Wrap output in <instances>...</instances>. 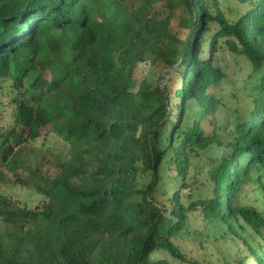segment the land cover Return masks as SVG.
I'll return each mask as SVG.
<instances>
[{"label": "trees", "instance_id": "16d2710c", "mask_svg": "<svg viewBox=\"0 0 264 264\" xmlns=\"http://www.w3.org/2000/svg\"><path fill=\"white\" fill-rule=\"evenodd\" d=\"M258 193L264 0H0V264H264Z\"/></svg>", "mask_w": 264, "mask_h": 264}, {"label": "rangeland", "instance_id": "374dc122", "mask_svg": "<svg viewBox=\"0 0 264 264\" xmlns=\"http://www.w3.org/2000/svg\"><path fill=\"white\" fill-rule=\"evenodd\" d=\"M227 61V57L224 58ZM233 65L230 67V74L233 75L237 68L245 67L243 63L238 61V65ZM234 68V69H233ZM156 78V74L147 68H142L136 75V82L139 83L141 80L145 79L149 82H154ZM177 84L168 83V88L170 91V96L172 98V106L175 108L176 106V96L174 91L176 90ZM228 91L232 92V88H228ZM226 93H229V92ZM43 140L42 138L38 139L33 145L38 147L39 143ZM46 146L53 150L61 149V144L59 140H57L53 136L46 137L44 140ZM198 186V185H196ZM4 191L10 196L12 200H14L18 204L26 203L27 207H32L34 203L40 201L38 196L31 194L29 191L22 189L18 186H9L4 189ZM250 202L254 207H258L260 210H264V196L261 194H250ZM255 200V201H254ZM189 226H192L190 228ZM190 228L187 234H182L180 239L176 241L182 251L190 260H196L203 263H208L211 260L224 259L226 261L232 262L235 257H238V250L241 249L238 244V248L233 243L223 242L222 239L218 238L215 240V235L210 233V231L203 230L202 227H197L196 225L189 224ZM245 251L243 250L242 253ZM214 258V259H213Z\"/></svg>", "mask_w": 264, "mask_h": 264}]
</instances>
